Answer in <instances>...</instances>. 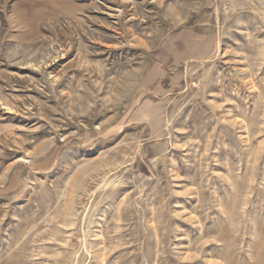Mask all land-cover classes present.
<instances>
[{
	"label": "rangeland",
	"instance_id": "1",
	"mask_svg": "<svg viewBox=\"0 0 264 264\" xmlns=\"http://www.w3.org/2000/svg\"><path fill=\"white\" fill-rule=\"evenodd\" d=\"M0 264H264V0H0Z\"/></svg>",
	"mask_w": 264,
	"mask_h": 264
}]
</instances>
